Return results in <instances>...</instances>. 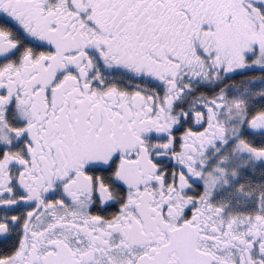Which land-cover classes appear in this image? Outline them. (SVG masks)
<instances>
[{"label":"snow or ice","instance_id":"obj_1","mask_svg":"<svg viewBox=\"0 0 264 264\" xmlns=\"http://www.w3.org/2000/svg\"><path fill=\"white\" fill-rule=\"evenodd\" d=\"M0 264H264V0H0Z\"/></svg>","mask_w":264,"mask_h":264}]
</instances>
